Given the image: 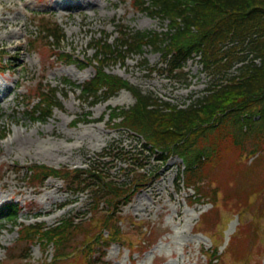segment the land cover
Returning a JSON list of instances; mask_svg holds the SVG:
<instances>
[{
    "label": "rangeland",
    "instance_id": "rangeland-1",
    "mask_svg": "<svg viewBox=\"0 0 264 264\" xmlns=\"http://www.w3.org/2000/svg\"><path fill=\"white\" fill-rule=\"evenodd\" d=\"M13 17H16V24L10 21L1 23V18ZM40 18H46L62 28L63 42L59 46L74 56L77 63H86L93 58L97 40L105 39L109 44H115L120 29L115 27L117 24L128 26L133 31L161 32L165 30L167 21L134 11L130 0L0 2V51L4 52L0 56V132L6 135L0 140V208L4 204H17V225L38 222L51 227L62 218L77 214L88 217L90 197L67 193L65 190L68 187L56 178L47 179L42 187H34L27 167L46 164L55 168H87L96 159L99 167L108 170L113 179L125 182L128 181L127 166L115 159L98 160V155L109 143L128 150L134 147L141 150L144 140L109 126L107 116L103 117L108 107L129 108L135 104L136 99L129 90L122 89L106 101L90 106L83 102L78 90L61 87L64 79L76 84L89 80L94 68L59 62L52 56L53 50L48 41L44 40L42 46L34 47L35 41L43 39L39 33ZM10 30L18 31V34L9 37L7 31ZM125 57L115 62L105 61L107 73L127 80L144 95L170 104L181 105L190 97H201L210 81L199 57L186 63L183 69L185 75L179 78H174L161 67V54L150 47L144 48L141 56L126 54ZM236 67L230 70V75L236 73ZM39 85L56 87L60 106L54 109L51 117L42 122H32L28 108L32 104V91ZM108 100L112 103L105 105ZM18 131L24 133L23 140L16 139ZM227 148L229 145H226ZM226 149H223V159L211 170L212 178L220 184L217 226L214 229L219 251H224L236 235L246 241L253 226L257 230L258 245L264 247V159L246 171L241 164L226 159ZM181 166L178 157L161 164L154 159V155L149 156L145 171L157 172L158 176L134 195L131 202L121 209L120 216L124 218L122 228L127 229L126 224L130 221L135 223V228H142L139 237L153 228L156 241L147 251H138L133 255L126 247L113 244L107 249L102 264L206 262L201 252L210 248L212 242L208 236L197 232L196 226L200 215L211 209V203L205 199L202 204L190 205L194 191L181 187L177 191L176 179ZM246 194L250 196L245 197ZM239 210L243 212L241 218L237 214ZM240 219L245 223L246 230L236 234ZM17 237V226L0 213V261L6 262L5 249L14 244ZM243 245H239L237 251H244ZM53 254L51 245L43 249L33 244L28 261L40 264L49 261ZM234 258L227 253L225 264H240ZM17 262L7 261L6 264ZM256 263L264 264V259H258Z\"/></svg>",
    "mask_w": 264,
    "mask_h": 264
},
{
    "label": "trees",
    "instance_id": "trees-1",
    "mask_svg": "<svg viewBox=\"0 0 264 264\" xmlns=\"http://www.w3.org/2000/svg\"><path fill=\"white\" fill-rule=\"evenodd\" d=\"M130 1L134 10L166 20V30L132 31L127 26H118L115 44L105 39L96 42L94 58L87 64L95 69L93 77L80 85L69 80L62 82L64 87L78 89L80 98L90 105L121 89L135 96L133 106L109 107L103 117L108 116L111 127L142 138L143 149L128 150L110 143L99 155V159L122 161L127 166L128 181L112 179L98 161L90 162L87 169L30 166L29 177L33 182L43 184L53 176L62 179L74 194H89L90 215L64 218L52 227L44 223L22 224L16 242L7 249L6 259L18 261L14 264H31L27 260L33 244L43 249L51 245L54 250L52 258L40 264H98L103 262L106 249L115 243L130 253L145 251L156 241V232L149 228L139 237L142 228H135L132 221L126 224L127 229L122 228L124 218L120 212L142 187L158 176L157 172L145 171L149 156L154 155L161 164L172 157L181 159L183 168L176 185L194 191L190 204L205 199L211 203V209L200 217L196 228L212 241V247L202 250L205 264H225L227 253L234 255L240 264H257L256 260L264 259V247L258 245L255 226L250 228L246 241L236 235L224 251H219L214 229L220 184L212 178L211 170L223 159L226 145H229L226 159L236 161L246 171L264 159V0ZM41 25L45 39L62 41L61 28L50 21H42ZM56 42L51 47L61 50ZM145 47L161 53V66L175 78L185 75L186 62L198 56L210 78L205 93L174 105L143 95L128 81L106 72L104 60L124 58V53L142 55ZM59 58L75 62L68 54L61 53ZM235 66L236 73L230 75ZM36 92L30 110L33 121L50 117L54 108L60 106L53 88L40 86ZM4 137L0 134V139ZM5 207L9 211L4 216L15 223L17 205ZM242 213L238 211L239 218ZM245 230L240 219L236 234ZM243 244L244 251H237Z\"/></svg>",
    "mask_w": 264,
    "mask_h": 264
},
{
    "label": "bare ground",
    "instance_id": "bare-ground-1",
    "mask_svg": "<svg viewBox=\"0 0 264 264\" xmlns=\"http://www.w3.org/2000/svg\"><path fill=\"white\" fill-rule=\"evenodd\" d=\"M2 0H0V2H1ZM6 21H10V22H12L13 24H16L17 23V21H16V17H13V18H1V23L2 24H4ZM7 35L9 36V37H12V36H16L17 34H18V31H13V30H10V31H7ZM112 102L110 101V100H108L106 103H105V105H107V104H111ZM16 139L18 140H23V138H24V133L23 132H21V131H18L17 133H16Z\"/></svg>",
    "mask_w": 264,
    "mask_h": 264
}]
</instances>
